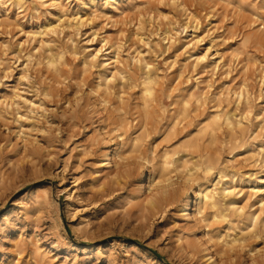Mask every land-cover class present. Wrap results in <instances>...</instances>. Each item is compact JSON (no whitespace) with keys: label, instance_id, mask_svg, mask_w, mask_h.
I'll list each match as a JSON object with an SVG mask.
<instances>
[{"label":"rangeland","instance_id":"rangeland-1","mask_svg":"<svg viewBox=\"0 0 264 264\" xmlns=\"http://www.w3.org/2000/svg\"><path fill=\"white\" fill-rule=\"evenodd\" d=\"M263 179L264 0H0V264H264Z\"/></svg>","mask_w":264,"mask_h":264},{"label":"bare ground","instance_id":"bare-ground-1","mask_svg":"<svg viewBox=\"0 0 264 264\" xmlns=\"http://www.w3.org/2000/svg\"><path fill=\"white\" fill-rule=\"evenodd\" d=\"M181 5V4H180ZM182 6V5H181ZM63 14V13H62ZM189 15V14H188ZM81 17V16H80ZM185 17V16H184ZM187 18H188V16H187ZM193 19H196V18H193ZM88 20V19H87ZM195 21H197V20H195ZM55 22H57V21H55ZM74 22V21H73ZM75 24V23H74ZM191 24V23H190ZM174 26V25H173ZM65 27V26H64ZM182 27V26H181ZM66 28V27H65ZM189 28V27H188ZM184 29V28H183ZM41 30V29H40ZM50 30V29H49ZM76 30V29H75ZM53 31V30H52ZM59 31H60V29H59ZM67 33H68V31H67ZM77 33V32H76ZM37 35V34H36ZM48 35V34H47ZM171 35V34H170ZM68 36H69V33H68ZM39 37H40V35H39ZM40 39V38H39ZM69 39V38H68ZM43 41H44V39H43ZM55 41V40H54ZM40 42V41H39ZM38 42V43H39ZM45 42V41H44ZM46 43H48V42H46ZM72 43V42H71ZM101 43V42H100ZM47 45V44H46ZM107 49V48H106ZM97 52V51H96ZM120 52V51H119ZM92 54V53H91ZM116 55V54H115ZM115 55H113V56H115ZM206 55V54H205ZM111 58H114V57H111ZM116 58V57H115ZM114 58V59H115ZM203 58V57H202ZM205 58V57H204ZM113 60V59H112ZM106 61V60H105ZM108 61V60H107ZM57 62V61H56ZM55 64V63H54ZM57 64V63H56ZM55 66V65H54ZM146 67V66H145ZM5 71V70H4ZM3 71V72H4ZM110 74V73H109ZM110 76V75H109ZM108 76V77H109ZM107 78V77H106ZM123 78V77H122ZM149 79V78H148ZM149 81H147V82H145V90H146V92H148V93H150L151 92V87H150V85H149ZM240 96V95H239ZM5 100H6V98H5ZM9 101V100H8ZM3 102H4V100H3ZM33 103V102H32ZM144 103L145 102H143V105H144ZM9 104V103H8ZM215 118H216V120H219V116L217 115V116H215ZM239 120V119H238ZM241 120V119H240ZM225 123L227 124V125H231L232 124V121L229 119V118H225ZM241 124V123H240ZM206 129V128H205ZM205 132V131H204ZM134 143H135V141H134ZM186 145V144H185ZM19 163V162H18ZM101 164L102 165H105L106 164V162L105 161H102L101 162ZM210 168L211 167H209V166H207V167H205V169H204V171H205V173L208 171V173H210L209 172V170H210ZM163 173H165V172H163ZM192 173V172H191ZM186 176H187V174H185ZM190 176H192V178H193V174H189ZM157 176V175H156ZM235 176V175H234ZM158 177V176H157ZM188 178H190L189 176H188ZM264 180V179H263ZM214 181V180H213ZM195 183H196V179H195ZM201 184V183H200ZM214 187H215V185H213ZM212 186V187H213ZM160 187V186H159ZM257 189V188H256ZM222 191H227V192H230L231 193V190H230V187H229V185L227 184L226 186H224V188L222 189ZM257 192H260V189H257L256 190ZM217 194V192H215V188H202V186L200 185L199 186V188H198V191H197V199H198V208H197V211H198V213H200V214H203V212L205 211V209H206V207H211V208H216V206L219 204V200H218V196L216 195ZM262 195V194H261ZM235 200V199H234ZM182 201V200H181ZM197 201V200H196ZM264 201V200H263ZM263 201H260V202H262L263 203ZM192 200H190V198L187 196L186 197V199H185V202L184 203H182V205L180 206V210L182 211V213L184 214V216H185V218L186 219H188L190 216H191V205H192ZM230 203H234L233 201H230ZM229 203V204H230ZM238 203V202H237ZM261 203V204H262ZM236 204V203H235ZM232 205H234V204H232ZM243 206V205H242ZM145 209V208H144ZM214 213H216V212H214ZM259 214V213H258ZM254 216H255V214H254ZM258 217V216H257ZM257 217H253V219L255 220ZM212 218V217H211ZM214 218V217H213ZM212 218V219H213ZM211 219V220H212ZM207 220V219H206ZM210 220V219H209ZM236 222V221H235ZM178 235L176 236V238H175V240L176 241H182V239H183V235H182V233H177ZM222 237V236H221ZM225 238V237H224ZM222 239V238H221ZM224 240V239H223ZM228 240V239H227ZM229 242V241H228ZM232 243V242H231ZM233 243H234V241H233ZM227 244H230V243H227ZM224 252V251H223ZM222 252V253H223ZM207 258H208V256H207Z\"/></svg>","mask_w":264,"mask_h":264}]
</instances>
